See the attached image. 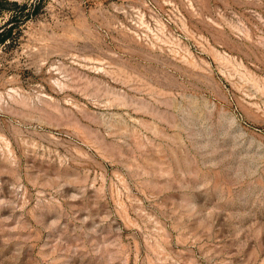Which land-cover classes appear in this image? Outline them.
I'll list each match as a JSON object with an SVG mask.
<instances>
[{"label": "rangeland", "instance_id": "obj_1", "mask_svg": "<svg viewBox=\"0 0 264 264\" xmlns=\"http://www.w3.org/2000/svg\"><path fill=\"white\" fill-rule=\"evenodd\" d=\"M7 1L0 264H264V0Z\"/></svg>", "mask_w": 264, "mask_h": 264}, {"label": "trees", "instance_id": "obj_2", "mask_svg": "<svg viewBox=\"0 0 264 264\" xmlns=\"http://www.w3.org/2000/svg\"><path fill=\"white\" fill-rule=\"evenodd\" d=\"M25 9H26L25 4L18 5L16 2H8L7 0H0V16L2 15V13L4 11H7V10L13 11L12 12L13 14H11V22H14L17 24L23 23L22 22L23 20L19 19L21 16H18L17 13L20 12V14H21L22 13L21 11H23ZM17 10H18V12L16 13ZM24 17H25V15H24ZM11 30H12L11 28L5 29V28H2L0 26V44L1 45L3 44V46H4L9 41L13 43L14 40H12V39L8 40L10 35H11Z\"/></svg>", "mask_w": 264, "mask_h": 264}]
</instances>
